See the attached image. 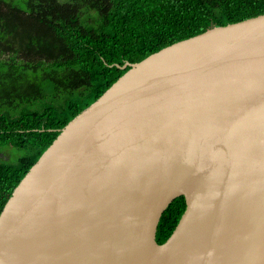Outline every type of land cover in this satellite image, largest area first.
<instances>
[{
    "label": "water",
    "instance_id": "95a60500",
    "mask_svg": "<svg viewBox=\"0 0 264 264\" xmlns=\"http://www.w3.org/2000/svg\"><path fill=\"white\" fill-rule=\"evenodd\" d=\"M0 264H264V13L130 64L75 115L0 212Z\"/></svg>",
    "mask_w": 264,
    "mask_h": 264
},
{
    "label": "trees",
    "instance_id": "16d2710c",
    "mask_svg": "<svg viewBox=\"0 0 264 264\" xmlns=\"http://www.w3.org/2000/svg\"><path fill=\"white\" fill-rule=\"evenodd\" d=\"M264 13V0H0V212L60 130L136 63L174 42ZM126 65L125 67H123ZM160 216L163 243L185 210Z\"/></svg>",
    "mask_w": 264,
    "mask_h": 264
},
{
    "label": "rangeland",
    "instance_id": "374dc122",
    "mask_svg": "<svg viewBox=\"0 0 264 264\" xmlns=\"http://www.w3.org/2000/svg\"><path fill=\"white\" fill-rule=\"evenodd\" d=\"M21 153L20 149H16V148H7V149H3L0 152V155L6 159V160H13L15 159L16 155H19Z\"/></svg>",
    "mask_w": 264,
    "mask_h": 264
}]
</instances>
